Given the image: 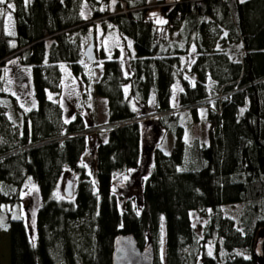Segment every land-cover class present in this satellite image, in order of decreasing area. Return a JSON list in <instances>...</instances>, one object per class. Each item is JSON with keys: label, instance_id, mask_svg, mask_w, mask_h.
Instances as JSON below:
<instances>
[{"label": "trees", "instance_id": "obj_1", "mask_svg": "<svg viewBox=\"0 0 264 264\" xmlns=\"http://www.w3.org/2000/svg\"><path fill=\"white\" fill-rule=\"evenodd\" d=\"M8 0L0 5V102L7 101L5 66L14 60L31 86L33 105L10 119L0 113V216L8 264H110L112 240L132 233L153 247V264H264L254 252L264 231V0L183 1L166 6L156 24L150 0ZM165 0H158L157 4ZM124 3L126 12L118 13ZM12 30L7 32L6 15ZM96 27L129 40L125 68L119 49L102 51L101 76L80 49ZM175 30L178 40L167 34ZM193 48L195 51H193ZM65 74L106 101V140L92 149V172L80 115L67 122L47 92ZM127 92H124V87ZM206 110V142L182 139L178 117ZM171 131L169 153L155 147L140 185V203L119 206L112 182L138 166L143 123ZM121 123V125H119ZM72 195L59 193L63 173ZM27 182L38 188L31 239L16 215ZM240 203L238 226L221 206ZM205 218L199 239L189 214ZM212 242L213 255L205 253ZM248 253L249 256H243Z\"/></svg>", "mask_w": 264, "mask_h": 264}, {"label": "rangeland", "instance_id": "obj_2", "mask_svg": "<svg viewBox=\"0 0 264 264\" xmlns=\"http://www.w3.org/2000/svg\"><path fill=\"white\" fill-rule=\"evenodd\" d=\"M177 0L174 3L180 2ZM242 1V0H240ZM158 0H150L148 9V17L156 24L164 22L163 12L166 2L157 4ZM111 9L118 10L114 0L110 1ZM5 25L7 32L12 30V20L5 17ZM167 37L171 41H177L178 37L175 30L169 31ZM129 40L123 39L114 31H108L101 36V31L98 27L95 30L94 47H95V65L93 72L95 80H99L101 76L102 60L97 56L99 51H102L106 57H109L113 50L119 49L121 60L127 67L128 58L132 54ZM81 47L80 53L82 62L84 58ZM5 91L8 95V100L0 102V113L5 114L10 119H17L18 113L28 109L33 105L31 86L27 73L18 67L14 60H9L5 66ZM127 87H124L126 93ZM47 98L57 102L62 111V119L67 122L72 120L76 115H80L86 127L96 126L94 131L87 134L88 152L83 156V162L88 167V172H92V149L98 142L106 140V101L104 98L95 96L91 89L86 87L75 77L65 74L61 77L59 89L54 92H47ZM197 120L193 119L192 114L184 110L178 117V125L183 128L182 139L189 143L193 138L200 139L201 142H206V110L199 108L197 112ZM144 124L142 135V156L138 166L134 169L117 174L112 182V188L115 195L119 199V206L122 207L124 202L130 201L135 206L140 203V185L143 179L147 176L151 165V151L157 147L164 153H169L174 144V136L171 131L161 129L154 124L152 120L146 122L147 119H152L154 116L138 117ZM67 181L71 182V191L74 189V179L71 174L65 171L61 177L59 185V193L63 194V188ZM40 194L38 188L32 182H27L21 194L20 205L13 212L21 216L28 227L31 239L34 236L35 212L40 204ZM222 216L230 219L233 224L238 226V219L241 214L242 205L240 203L228 204L221 206ZM190 222L194 228L198 238L201 239V229L205 223V218L197 212H190ZM263 231L259 233L262 234ZM205 253L214 254V244L212 242L205 245ZM243 256L248 257V253H243ZM0 264H8V238L7 232L3 224V218L0 216Z\"/></svg>", "mask_w": 264, "mask_h": 264}, {"label": "water", "instance_id": "obj_3", "mask_svg": "<svg viewBox=\"0 0 264 264\" xmlns=\"http://www.w3.org/2000/svg\"><path fill=\"white\" fill-rule=\"evenodd\" d=\"M175 1L177 0H165L167 4H172ZM82 56L87 64H91L95 60V47L93 36L91 34L89 35L88 42L82 51ZM63 194L66 198H69L72 195L70 181L65 183ZM253 252L264 260V231L256 238ZM153 259L154 253L151 243H146L140 248L132 233H119L114 236L110 253V264H153Z\"/></svg>", "mask_w": 264, "mask_h": 264}, {"label": "snow or ice", "instance_id": "obj_4", "mask_svg": "<svg viewBox=\"0 0 264 264\" xmlns=\"http://www.w3.org/2000/svg\"><path fill=\"white\" fill-rule=\"evenodd\" d=\"M26 2H27V0H26ZM0 5H6L7 8H10V9H13V10L15 9V6L12 3H9L8 0H0ZM3 14H4L3 10H0V15H3ZM8 19H11V15L10 14L8 15ZM129 46H131L130 43H129ZM193 51H195L194 48H193Z\"/></svg>", "mask_w": 264, "mask_h": 264}, {"label": "built area", "instance_id": "obj_5", "mask_svg": "<svg viewBox=\"0 0 264 264\" xmlns=\"http://www.w3.org/2000/svg\"><path fill=\"white\" fill-rule=\"evenodd\" d=\"M125 12H126L125 5H124V3H121V10L118 13H125ZM147 17H148V15H147V13H145L144 18H147ZM119 125H121V123H119Z\"/></svg>", "mask_w": 264, "mask_h": 264}, {"label": "bare ground", "instance_id": "obj_6", "mask_svg": "<svg viewBox=\"0 0 264 264\" xmlns=\"http://www.w3.org/2000/svg\"><path fill=\"white\" fill-rule=\"evenodd\" d=\"M184 1V0H183ZM172 4H175V3H172ZM172 4H168V5H172Z\"/></svg>", "mask_w": 264, "mask_h": 264}]
</instances>
